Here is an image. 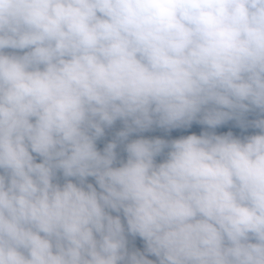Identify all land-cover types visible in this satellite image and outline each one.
<instances>
[{
    "label": "clouds",
    "instance_id": "1",
    "mask_svg": "<svg viewBox=\"0 0 264 264\" xmlns=\"http://www.w3.org/2000/svg\"><path fill=\"white\" fill-rule=\"evenodd\" d=\"M0 264H264V0H0Z\"/></svg>",
    "mask_w": 264,
    "mask_h": 264
},
{
    "label": "trees",
    "instance_id": "2",
    "mask_svg": "<svg viewBox=\"0 0 264 264\" xmlns=\"http://www.w3.org/2000/svg\"><path fill=\"white\" fill-rule=\"evenodd\" d=\"M7 51V50H6ZM259 118L258 112H251L247 115L248 120H254ZM124 128V124L122 121L117 120L114 125H112L110 128L105 129V134L103 137H101L99 140H97V149L100 151H103V148L105 145L111 141H113L116 138V134L121 131ZM259 129H255L252 127L248 128H241L237 121L235 120H230L226 122L223 125L218 126L215 129H211L206 125H202L196 122H193L190 127L187 128H178V129H164L160 128L156 125H153L151 129L142 131V132H133L129 135L128 140L119 143L117 148H116V153H117V161L114 164V166H120L122 162H126L127 160V153L125 151V144L127 142H130L131 140L138 139V138H147V139H154V138H160L164 139L167 141H171L173 139H178L183 136L191 135V134H196V135H201L204 132H215L217 135H226L227 133L231 132L233 136L238 137L243 139L246 136L254 135L259 133ZM166 153L167 149H165V153L157 156L156 161L162 162L166 158ZM35 155V154H34ZM37 162L41 161V158L37 156ZM73 179L74 182H76L75 178H70ZM57 182L59 183H64L65 178L63 177L62 173H57ZM87 183H92L95 187H97V190L100 191L98 185L95 183V178H87L86 180ZM113 215H116V213H112ZM121 218L123 220V216L121 214ZM127 240H128V248L129 250H140L144 251L143 244L141 243L142 238L139 236H132L130 234H127ZM149 258V257H148Z\"/></svg>",
    "mask_w": 264,
    "mask_h": 264
},
{
    "label": "rangeland",
    "instance_id": "3",
    "mask_svg": "<svg viewBox=\"0 0 264 264\" xmlns=\"http://www.w3.org/2000/svg\"><path fill=\"white\" fill-rule=\"evenodd\" d=\"M88 178H94V177H88ZM141 243L143 244V247H145V244H144V241L142 240L141 241ZM148 257H149V259H153V260H155L156 259V257L155 256H153V255H148Z\"/></svg>",
    "mask_w": 264,
    "mask_h": 264
}]
</instances>
